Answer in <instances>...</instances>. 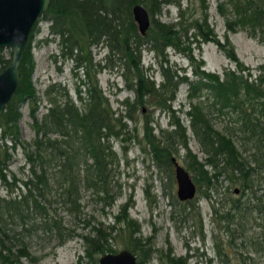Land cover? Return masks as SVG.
<instances>
[{
	"label": "trees",
	"instance_id": "1",
	"mask_svg": "<svg viewBox=\"0 0 264 264\" xmlns=\"http://www.w3.org/2000/svg\"><path fill=\"white\" fill-rule=\"evenodd\" d=\"M170 1L49 0L47 9L39 18L49 20V30L57 35L60 53L84 69L86 96L83 98L77 91V97L83 102L80 109L66 92L59 99L49 97L54 85L49 84L44 90L48 96L45 111L36 115L37 95L30 78L33 58L29 48L34 26L18 66L15 91L0 112V182L9 192L12 186H16L15 175H7L6 172L10 157L8 149L13 150L16 146H20L30 172L25 179L19 180L24 190L13 195H0V264H18L21 257H28L23 237L37 228L55 235L58 243L75 234L73 229L62 225L60 218L45 211L44 188L50 186L49 182L55 186L65 210L73 216H77L79 210L80 184L100 189L104 196L112 197L107 180L110 150L105 139L110 134L118 135L122 114L134 119V112L143 106L165 110L171 117V127H158L156 133L148 125L149 117L145 116L142 121L143 140L148 147L141 148L150 153L155 165H170L171 156L183 148L186 168L194 172L196 183L201 180L209 186L218 174H224L230 181L229 186L237 185L239 192L248 191V197L253 198L252 202L239 196L227 199L226 214L228 211L264 214V65L258 64L256 73L251 74L238 59L227 36L222 41L215 37L207 24L204 0H198L201 8L198 15L187 12L186 7L180 8L179 1L174 0L178 6L177 20L164 22L152 16ZM134 3L144 6L151 15L143 35L137 31L132 18L131 6ZM215 7L227 30L245 29L264 43V0H216ZM188 35L215 42L235 67L225 68L221 75L201 68V61L193 57L188 44L184 43ZM102 40L108 47L107 57L110 53L115 55L116 68L120 69L126 88L133 92L130 104L126 98L122 103L124 107L126 104L129 106V109H123L125 113L118 114L110 108L107 98L89 73L88 47ZM168 46L188 57L192 77L169 62L164 52ZM143 49L153 53L161 76L158 81L149 75L148 67L141 62ZM8 61L9 57L0 54V69ZM180 83L186 84L188 108L185 113L189 128L204 154L202 161L189 151L185 127L170 107ZM200 96L203 97L199 99ZM21 101L28 105L30 125L34 131L29 142L18 138L16 120ZM221 114L228 117L224 131L213 125L214 115ZM5 137L11 140L9 144L3 140ZM205 165L210 166L211 173ZM46 169L51 172L50 177L45 173ZM81 169L83 175L80 176ZM144 192L147 196V188ZM204 194L210 199L208 192ZM127 205L126 202L121 205L114 215L115 221L129 228V250L136 253L135 264H148L151 252L157 249H152L148 236L136 233L137 222L128 216ZM210 205L213 212L219 210L212 203ZM186 207L187 211H198L193 201H187L183 209ZM35 218L39 219V224L35 223ZM15 226H20V229L15 230ZM113 229V224L106 226L97 222L89 231L81 233L85 254L91 257L95 252L114 251L109 244ZM157 252L159 264H185V257L174 256L169 249L165 253Z\"/></svg>",
	"mask_w": 264,
	"mask_h": 264
},
{
	"label": "rangeland",
	"instance_id": "2",
	"mask_svg": "<svg viewBox=\"0 0 264 264\" xmlns=\"http://www.w3.org/2000/svg\"><path fill=\"white\" fill-rule=\"evenodd\" d=\"M178 1L180 8L186 7L187 12H194L195 15L201 12L198 0ZM204 1L207 24L213 30L215 37L222 41L227 36L238 59L248 67L251 74H255L256 66L264 65V43L256 36L249 35L245 29L227 30L222 15L216 10V0ZM152 16L160 21L173 22L178 17V6L174 0H171L162 6L159 13ZM149 17L151 19V15ZM34 26L29 48L33 58L30 78L37 95L36 115L39 116L45 111L48 96L59 99L64 92L71 97L78 108L82 109L83 102L77 97V91L85 98L84 69L82 66H76L72 58L60 53V43L57 41V35L49 30V20L39 18ZM184 43L188 44L190 53L195 59L201 61V68L206 71L221 75L225 68L235 67L234 62L211 40L202 41L195 35H188ZM88 48L90 75L94 77L97 86L107 98L110 108L118 114L125 113V108L129 109L128 105L133 99V92L126 88L123 77L120 75V69L116 68L115 55L110 53L107 57L108 47L103 40L90 44ZM164 52L170 63L186 75L193 76L189 59L185 54L174 51L170 46L166 47ZM0 54L9 57V48L1 47ZM141 62L143 66L148 67L149 75L158 81L161 76L150 50H142ZM103 64L104 66L100 67ZM49 84L54 85L49 95L46 96L44 90ZM185 91L186 84L180 83L174 98L170 101V107L173 109V115L185 127L189 151L195 154L199 161H202L204 154L189 128L188 117L185 113L188 108ZM125 98L128 105L124 107L122 103H125ZM18 110L19 116L16 120L18 138L29 142L34 136V131L30 125L31 118L26 101L18 104ZM133 115L134 119H130L122 114L118 135L110 134L105 139L110 150V155L107 157L109 169L107 180L108 192L112 197L104 196L100 189L95 190L91 186L80 184L78 189L79 210L77 216H73L65 210L56 194L55 186L49 182L50 186L47 189L44 188L45 199L48 201L43 202L45 211L52 217L60 218L62 225L73 229L75 234L58 243L55 235L49 234L42 228H37L35 232L23 237L29 256L21 257L18 264H98L97 259L103 252H95L91 257L87 256L84 252L83 239L80 237L81 233L89 231L91 226L96 225L97 222L106 226L114 225L111 231L113 236L109 239V244L114 251L121 248L129 249V228L115 221L114 218L125 202L128 203L126 208L128 216L137 222L138 232L136 233L142 237L148 236L152 249L164 253L169 249L170 254L185 257V264H264V214L240 211H228L226 214L224 211L229 198L239 196L242 200L252 202L253 198L248 197V191L242 193L237 188L235 192L234 187L237 185L229 186L230 181L224 174H218L216 180H213L209 186L201 180L196 183L193 179L194 172L186 168L184 149L180 148L174 157L187 169L195 183L196 190L190 200H179L175 193L173 164H161L158 167L150 153L141 148L147 149L148 147L143 140L142 121L144 117L151 119L148 125L153 133L157 132L158 127L169 129L171 117L167 111L150 106H143L140 111L137 109ZM227 120L228 117L224 114L214 115L213 125L216 129L224 131L228 126ZM3 140L6 144L11 141L8 137ZM8 150L10 157L7 160L6 172L7 175L14 174L17 181L16 186H12L10 192L0 182V195L2 196L13 195L19 190H24L19 180L30 175L29 163L26 162L20 146ZM204 167L208 173H211L210 166L205 165ZM46 170L45 173L50 177L51 172ZM145 188L148 190L147 196L144 192ZM204 192L209 193L210 199L205 196ZM187 201H193L198 211H187V207L183 209ZM211 203L219 210L213 212ZM262 203L264 205V197ZM34 221L37 224L40 223L38 218ZM14 229L18 230L20 226H15ZM157 251L151 252L148 264H159L156 258ZM134 254L136 256V253Z\"/></svg>",
	"mask_w": 264,
	"mask_h": 264
},
{
	"label": "water",
	"instance_id": "3",
	"mask_svg": "<svg viewBox=\"0 0 264 264\" xmlns=\"http://www.w3.org/2000/svg\"><path fill=\"white\" fill-rule=\"evenodd\" d=\"M49 0H0V48L8 47L9 61L0 69V112L15 91L18 79V66L25 44L34 24L47 9ZM132 18L137 31L143 35L150 23L149 13L144 6L134 3L131 6ZM179 200H190L196 190L195 183L187 169L171 156ZM238 189L234 187L236 192ZM98 264H135V254L121 248L99 255Z\"/></svg>",
	"mask_w": 264,
	"mask_h": 264
}]
</instances>
